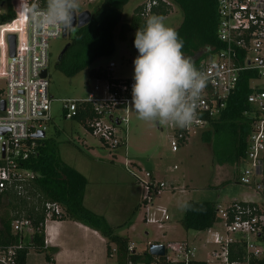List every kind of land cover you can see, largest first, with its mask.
I'll use <instances>...</instances> for the list:
<instances>
[{
	"label": "built area",
	"instance_id": "2783aa9c",
	"mask_svg": "<svg viewBox=\"0 0 264 264\" xmlns=\"http://www.w3.org/2000/svg\"><path fill=\"white\" fill-rule=\"evenodd\" d=\"M155 4V0L146 2L145 12ZM32 5L44 8L46 0H0V102L4 103V109H0V195L6 202L12 197L34 201L37 173L23 169L21 163L37 155V140L45 137V124L51 119L52 99L48 93L47 73L45 77L41 73L44 70L47 72L49 41L60 38L62 29L34 32L25 11ZM216 5L217 37L223 48L212 52L199 63L197 70L207 76L208 82L197 101L196 120L186 128L167 124V129H170L167 144L170 151L175 153L188 140L192 130H208L211 120L217 118L225 108L240 74H251V93L246 101L254 120L242 159L246 166L240 173L239 182L259 193L263 201L260 204L230 202L221 211L225 235L214 232L211 238L213 247L209 253L211 261H199L206 264H257L264 255V242L260 240L264 234V0H216ZM9 8L11 19L7 18ZM10 35L14 37L12 56L7 39ZM113 66V63H109L107 70L111 72ZM94 81L93 89L86 98L60 100L62 116L66 120H73L80 110L89 106L94 116L85 120L87 127L84 128L97 136L103 146L117 148L124 143L118 134L129 121L134 80L114 78L111 81ZM40 131L44 137L35 138L34 135ZM125 167L140 180L144 188V224L161 228L168 221V212L157 200L166 189V183L154 176L151 180L149 173L141 171L140 165L133 160H126ZM129 167L136 169L140 175L133 173ZM172 167L176 169L175 165ZM39 208L44 228L48 222L55 221L53 215L60 216L58 205L43 202ZM218 208L216 205V211ZM7 210L11 219L10 232L19 237L17 242H7L5 237L0 236V264H17V254L25 243L22 231L29 228L33 232L32 220L24 211ZM234 243L243 245L241 259H229L228 248ZM163 246L166 262L196 260L193 258L194 247L185 240H169ZM150 264L162 263L154 260Z\"/></svg>",
	"mask_w": 264,
	"mask_h": 264
},
{
	"label": "rangeland",
	"instance_id": "374dc122",
	"mask_svg": "<svg viewBox=\"0 0 264 264\" xmlns=\"http://www.w3.org/2000/svg\"><path fill=\"white\" fill-rule=\"evenodd\" d=\"M148 1L150 0H129L123 8L121 24L129 23L134 9ZM162 1L171 6V11L164 17L165 24L177 28L182 21L180 9L170 0ZM79 3L80 7L76 13L83 10L92 12L95 7V3ZM149 16L152 15L147 14L145 20ZM119 31L120 26L114 32L115 50L111 56L101 57L89 68L70 76L58 71L54 64L73 30H70L65 38L49 41L47 78L48 93L52 100L49 112L51 119L45 124L44 138L55 140L61 160L86 178L88 185L85 205L94 213L103 216L107 223L114 227L115 234L127 237L131 249L143 251L150 240H157L159 244L173 239L182 241L183 238L179 236L182 233L187 238L186 242L190 240L188 243L195 249L193 258L209 261V253L213 247L212 234L218 232L222 236L225 235L221 211L233 201H249L256 204L263 201L259 193L239 182L245 163L232 164L228 160V148L215 153L212 140L202 141L200 135L203 130L199 128L190 132L188 141L182 144L177 152H171L167 144L170 134L167 124L158 122L157 127L156 121L140 120L132 109V104L129 107L127 127L121 128L118 134V138L126 140L125 147L122 145L109 149L81 124L66 120L62 116L60 100L86 98L92 91L95 81L89 75L91 69H107L108 64L113 63L114 66L110 70L115 78H133V61L138 53L129 43L130 33L125 40H121ZM127 159H132L145 168L155 163L160 165L159 174L155 177L165 181L166 189L159 195L157 203L166 206L170 221H166L161 228L144 224V188L140 180L125 167ZM173 165L176 169L172 168ZM146 169L141 168V171L146 172ZM129 170L138 174L134 168L129 167ZM171 187L174 188L173 192ZM96 189L104 192L99 199H95ZM183 198L186 201H209L219 206L215 223L209 230H183L180 225L183 215L180 205L184 203ZM170 223L168 226L172 227L173 231L165 226ZM22 232L26 241L32 230L24 228ZM29 256L28 264L34 263L37 258L41 263L43 254L37 255L30 251ZM111 258L114 259V256Z\"/></svg>",
	"mask_w": 264,
	"mask_h": 264
},
{
	"label": "trees",
	"instance_id": "16d2710c",
	"mask_svg": "<svg viewBox=\"0 0 264 264\" xmlns=\"http://www.w3.org/2000/svg\"><path fill=\"white\" fill-rule=\"evenodd\" d=\"M156 1V0H155ZM175 3L182 13V21L175 30L184 41L183 54L190 58L197 68L201 60L207 58L212 52L223 48V44L217 37L218 15L216 0H170ZM129 0H99L95 4L89 22L78 29L73 30L68 39V48L54 67L66 74L73 75L89 68L97 59L109 57L114 53V32L120 26L119 38L125 40L130 33L129 43L134 47L135 33L142 27L147 14L165 17L171 6L166 1L157 0L148 12H145V4L138 5L131 16L129 23L121 24L123 8ZM8 19L12 18V12L8 11ZM89 75L92 79H105L111 81L115 77L104 68L91 69ZM250 73L240 74L235 90L226 101L225 108L219 116L210 122L208 130L201 132V139L205 142L212 140L214 152L229 149L228 160L232 164L239 165L245 156L247 137L251 123L254 120L248 110L247 96L251 93L249 87ZM94 116L92 109L87 106L80 110L73 119L83 127L86 119ZM39 146L37 155L21 163L23 169L37 173L34 182V201L25 197H12L7 202L0 195V236L7 242H17L18 234L10 232L11 219L8 208L24 211L32 220L33 232L26 239L24 247L17 254V264H25L29 248L42 251L44 247V225L42 214L39 210L43 202L58 205L60 216H52L53 220H70L81 223L96 231L106 242L108 257L115 256V264H150L156 260L162 264H206L199 260L166 262L164 257L155 258L148 253V247L140 254L129 249L127 238L114 233V227L110 226L105 218L86 208L83 204L86 178L73 167L61 160L58 147L52 138L37 140ZM119 147V146H118ZM149 173L152 180L153 175ZM190 205L189 210H184L180 225L184 231H205L210 229L216 219V205L209 201H186ZM8 207V208H7ZM264 242V234L260 236ZM156 243V242H155ZM153 243V244H155ZM149 245V244H148ZM229 259H241L244 254L242 243L230 244L228 248ZM264 264V257L257 261Z\"/></svg>",
	"mask_w": 264,
	"mask_h": 264
},
{
	"label": "clouds",
	"instance_id": "9594fccd",
	"mask_svg": "<svg viewBox=\"0 0 264 264\" xmlns=\"http://www.w3.org/2000/svg\"><path fill=\"white\" fill-rule=\"evenodd\" d=\"M79 7V0H46V7L32 5L25 11L33 31L38 33L73 27ZM183 46V39L165 24L163 16H149L137 29L132 109L140 120L179 128L195 122L197 101L208 78L183 54ZM180 207L189 210L191 206L183 203Z\"/></svg>",
	"mask_w": 264,
	"mask_h": 264
},
{
	"label": "crops",
	"instance_id": "0c3cea01",
	"mask_svg": "<svg viewBox=\"0 0 264 264\" xmlns=\"http://www.w3.org/2000/svg\"><path fill=\"white\" fill-rule=\"evenodd\" d=\"M125 133H126V130H125ZM125 141L123 143L124 147L127 144V142ZM127 160L132 161V159H127ZM159 166H160L159 164L155 163L154 165L151 164V166H148V167L146 166L147 168L146 169L145 167H142L140 165L141 168L146 169L147 172L152 173L154 177L158 176L159 174L158 173L160 171ZM87 185H88V182H87ZM86 188H85V193H84L83 204L86 208H88L85 205V203L87 202ZM171 190L173 192L174 188L171 187ZM95 192H96L95 199L101 198L104 193L102 190H99V189H96ZM183 202L186 203V200L184 198H183ZM168 225L170 226L171 223L165 226H167L169 230L171 229L173 231L174 229H172V227H169ZM179 236H181L180 238H183V240L187 241V238L182 233L181 235L179 234ZM189 241L190 240H188V242ZM149 242L151 244L155 242L156 244H159L157 240H150L148 241V244ZM128 243L130 246L129 240H128ZM131 250L135 251L138 254L142 252V251L140 252L136 251L134 249H131ZM30 251H33L37 255L43 254L41 263L39 262V259L37 258L36 261L32 264H110V262H112V264H115L114 254H113L114 259L107 256L106 242L104 238H102L96 231L90 229L89 227L81 223L70 221V220H55V221L48 222L44 228L43 250L36 251L33 248H29L27 256H26L25 264H28L27 261L30 258L29 256Z\"/></svg>",
	"mask_w": 264,
	"mask_h": 264
},
{
	"label": "water",
	"instance_id": "95a60500",
	"mask_svg": "<svg viewBox=\"0 0 264 264\" xmlns=\"http://www.w3.org/2000/svg\"><path fill=\"white\" fill-rule=\"evenodd\" d=\"M91 17V12L87 11V10H83L79 13H77L74 17L73 20V27L65 30L62 29V34L61 37L65 38L68 34V32L70 30H75L78 29L80 27L85 26ZM8 43H9V53L12 56L14 54V37L13 36H8ZM68 43L65 44V46L62 48V50L60 51V53L57 56V61L61 58V56L63 55V53L66 51V49L68 48ZM46 70L42 71L41 76L45 77L46 76ZM0 109L3 110L4 109V103L3 101L0 102ZM35 138H43L44 137V133L43 132H38L34 135ZM148 253L152 256L155 257H163L165 255V250H164V246L163 244H149L148 245Z\"/></svg>",
	"mask_w": 264,
	"mask_h": 264
}]
</instances>
